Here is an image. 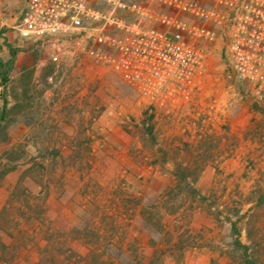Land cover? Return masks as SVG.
I'll list each match as a JSON object with an SVG mask.
<instances>
[{
	"label": "rangeland",
	"instance_id": "obj_1",
	"mask_svg": "<svg viewBox=\"0 0 264 264\" xmlns=\"http://www.w3.org/2000/svg\"><path fill=\"white\" fill-rule=\"evenodd\" d=\"M24 4L0 6V58L17 50L0 264H264V90L217 48L192 89L158 103L92 60L85 32L21 38Z\"/></svg>",
	"mask_w": 264,
	"mask_h": 264
},
{
	"label": "built area",
	"instance_id": "obj_2",
	"mask_svg": "<svg viewBox=\"0 0 264 264\" xmlns=\"http://www.w3.org/2000/svg\"><path fill=\"white\" fill-rule=\"evenodd\" d=\"M20 15L21 38L87 33L92 60L161 104L192 89L217 48L237 81L264 90V0H25Z\"/></svg>",
	"mask_w": 264,
	"mask_h": 264
},
{
	"label": "trees",
	"instance_id": "obj_3",
	"mask_svg": "<svg viewBox=\"0 0 264 264\" xmlns=\"http://www.w3.org/2000/svg\"><path fill=\"white\" fill-rule=\"evenodd\" d=\"M8 45L10 47V59H9V61L5 62V61H3L0 58V78H1L2 85H3V106H2V108L0 110V122L4 119V117L6 115L7 104H8L7 96H6V88H7V83H8V74L6 72L5 67L7 65L12 64L14 59H15V57H16V55H17V50L12 48V46L10 44H8ZM233 232L236 235L235 243L237 244V246L242 247L244 255L249 257V246L246 245V244H243L241 242L240 230L237 228L236 223L233 224ZM246 261H247V264H254V260L252 258L251 259L247 258Z\"/></svg>",
	"mask_w": 264,
	"mask_h": 264
},
{
	"label": "water",
	"instance_id": "obj_4",
	"mask_svg": "<svg viewBox=\"0 0 264 264\" xmlns=\"http://www.w3.org/2000/svg\"><path fill=\"white\" fill-rule=\"evenodd\" d=\"M0 86H2V82L0 81Z\"/></svg>",
	"mask_w": 264,
	"mask_h": 264
}]
</instances>
